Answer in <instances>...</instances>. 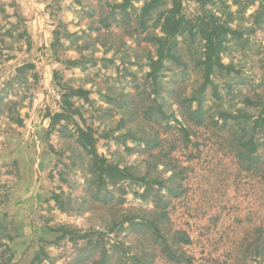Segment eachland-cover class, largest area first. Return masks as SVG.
I'll return each mask as SVG.
<instances>
[{
    "label": "rangeland",
    "instance_id": "rangeland-1",
    "mask_svg": "<svg viewBox=\"0 0 264 264\" xmlns=\"http://www.w3.org/2000/svg\"><path fill=\"white\" fill-rule=\"evenodd\" d=\"M263 104L264 0H0V264H264Z\"/></svg>",
    "mask_w": 264,
    "mask_h": 264
},
{
    "label": "trees",
    "instance_id": "trees-1",
    "mask_svg": "<svg viewBox=\"0 0 264 264\" xmlns=\"http://www.w3.org/2000/svg\"><path fill=\"white\" fill-rule=\"evenodd\" d=\"M169 19H170V17H168L167 18V20H166V22L168 23V21H169ZM180 23V22H179ZM179 27V26H178ZM177 27V28H178ZM176 30H178V29H176ZM208 68V73H207V80H208V82L210 81L211 82V80H210V74H211V72H210V67H207ZM259 104H262V103H259ZM263 106V110L260 112V115L258 116V119L256 120V128H259L260 129V131L261 132H264V104L262 105ZM201 116V112H198V120H200V117ZM223 116V118L224 119H227L228 117L230 118H236V117H234V116H232V115H222ZM241 143H242V140H241ZM246 144H247V146H249V147H252L254 144H255V141H254V138L252 137L249 141H247L246 142ZM108 169H110V170H112V171H116L117 173H122V172H124V171H121V170H117V168H112L111 166H109V165H107L106 166Z\"/></svg>",
    "mask_w": 264,
    "mask_h": 264
}]
</instances>
